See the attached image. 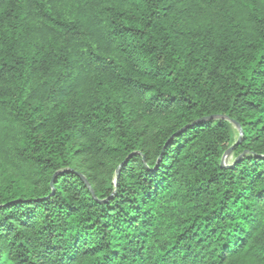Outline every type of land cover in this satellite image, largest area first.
<instances>
[{
	"label": "trees",
	"instance_id": "obj_1",
	"mask_svg": "<svg viewBox=\"0 0 264 264\" xmlns=\"http://www.w3.org/2000/svg\"><path fill=\"white\" fill-rule=\"evenodd\" d=\"M0 264H264V0H0Z\"/></svg>",
	"mask_w": 264,
	"mask_h": 264
},
{
	"label": "water",
	"instance_id": "obj_2",
	"mask_svg": "<svg viewBox=\"0 0 264 264\" xmlns=\"http://www.w3.org/2000/svg\"><path fill=\"white\" fill-rule=\"evenodd\" d=\"M231 124L234 126V128H236V129L239 131V134L241 135L242 130H241L240 125H239L237 122L233 121V120L231 121ZM234 146H235V144H233L232 146H230V147H229V148L223 153L222 158H221V162H220L221 165H229V164L226 162V157L232 153ZM117 176H118V169L116 170L115 179L117 178Z\"/></svg>",
	"mask_w": 264,
	"mask_h": 264
},
{
	"label": "rangeland",
	"instance_id": "obj_3",
	"mask_svg": "<svg viewBox=\"0 0 264 264\" xmlns=\"http://www.w3.org/2000/svg\"><path fill=\"white\" fill-rule=\"evenodd\" d=\"M232 158H233V157H232V155H231V154H230V155H228V156L226 157V162H227V163H228V162H230Z\"/></svg>",
	"mask_w": 264,
	"mask_h": 264
}]
</instances>
